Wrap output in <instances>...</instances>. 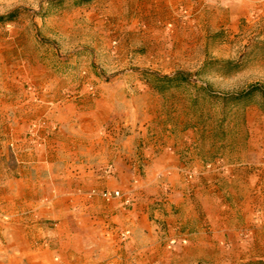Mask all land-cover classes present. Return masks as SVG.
<instances>
[{
    "label": "crops",
    "instance_id": "0c3cea01",
    "mask_svg": "<svg viewBox=\"0 0 264 264\" xmlns=\"http://www.w3.org/2000/svg\"><path fill=\"white\" fill-rule=\"evenodd\" d=\"M46 71L0 69V264H264V141L158 95L152 120H114Z\"/></svg>",
    "mask_w": 264,
    "mask_h": 264
},
{
    "label": "rangeland",
    "instance_id": "374dc122",
    "mask_svg": "<svg viewBox=\"0 0 264 264\" xmlns=\"http://www.w3.org/2000/svg\"><path fill=\"white\" fill-rule=\"evenodd\" d=\"M0 69H65L114 120H152L158 95L162 116L264 141V0H0Z\"/></svg>",
    "mask_w": 264,
    "mask_h": 264
},
{
    "label": "built area",
    "instance_id": "2783aa9c",
    "mask_svg": "<svg viewBox=\"0 0 264 264\" xmlns=\"http://www.w3.org/2000/svg\"><path fill=\"white\" fill-rule=\"evenodd\" d=\"M30 133V132H29ZM30 138V141L32 144L35 143V140L31 137ZM91 194H98L103 200L105 201H112V200H122L123 203L125 205H129L130 204V200L127 196H124L120 191H102V192H99V193H96V192H91Z\"/></svg>",
    "mask_w": 264,
    "mask_h": 264
},
{
    "label": "trees",
    "instance_id": "16d2710c",
    "mask_svg": "<svg viewBox=\"0 0 264 264\" xmlns=\"http://www.w3.org/2000/svg\"><path fill=\"white\" fill-rule=\"evenodd\" d=\"M11 17V16H8V18ZM259 91V88L258 87H251L249 89V91L245 92L244 94H241L237 97L238 101L242 100V99H245V98H248L251 94H254L256 92ZM263 99H264V96H263Z\"/></svg>",
    "mask_w": 264,
    "mask_h": 264
}]
</instances>
